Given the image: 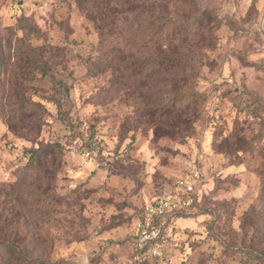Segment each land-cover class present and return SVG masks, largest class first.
I'll list each match as a JSON object with an SVG mask.
<instances>
[{
    "label": "rangeland",
    "instance_id": "rangeland-1",
    "mask_svg": "<svg viewBox=\"0 0 264 264\" xmlns=\"http://www.w3.org/2000/svg\"><path fill=\"white\" fill-rule=\"evenodd\" d=\"M151 1L110 3L111 16L80 0H0V244L15 246L0 264H264V0H167L154 39L188 30L189 69H174L183 115L159 111L174 94L166 75L140 86L144 58H110L127 31L142 43L136 16ZM17 44L41 50L36 67ZM20 101L43 109L17 130ZM40 144L59 149L36 180L24 169ZM163 195L192 202L165 253L134 263L140 209Z\"/></svg>",
    "mask_w": 264,
    "mask_h": 264
},
{
    "label": "trees",
    "instance_id": "trees-1",
    "mask_svg": "<svg viewBox=\"0 0 264 264\" xmlns=\"http://www.w3.org/2000/svg\"><path fill=\"white\" fill-rule=\"evenodd\" d=\"M119 0H80V3L86 11L89 12H95L98 15H113L115 12V8L110 6V3L117 4ZM176 3V2H175ZM140 6V5H139ZM142 9L139 13H137L136 19L137 21L144 22V32L142 36V43H137L135 40L134 34H136L135 31H127V33H123L121 35V40L119 44L118 41L112 44L108 45L109 48V54L112 55L110 58H118L117 55L120 54L122 58H144V61L141 62V71H139L138 74H140L143 70L145 74H143L141 77H136V82L139 83L140 86L146 85V79L152 78L158 74H164L166 75V85H169L168 91H171L170 93H174L173 97L165 106H162V108L159 110L162 114H172L177 113L178 115H183L186 113V109L189 106L190 103L183 102L180 104L181 99L177 98L175 95L177 94L178 86L177 82L182 81V87L186 85L187 79L185 78L184 74H179V72L174 73L175 68L180 67H188L189 64H187V54L185 49H188L186 46V42L188 41V30L184 29V34L179 39L180 43L176 42H170L167 46L162 45L158 42V40L154 39V36H156L158 33H161L168 29V25L171 21L169 14H168V7H167V0H152L151 2H145L142 3ZM177 5H174V7ZM198 25H201L202 19L201 15H198ZM203 25V24H202ZM104 27V26H103ZM143 30L142 26L140 24H137L135 27L136 31ZM199 29V28H198ZM124 30V29H123ZM121 29V33L123 31ZM33 31V30H32ZM113 33V29L109 27L106 29H101L100 27V34L103 38L107 39V35H110ZM196 33V32H195ZM180 35V32H178ZM128 35V36H126ZM173 39H177L175 37V31ZM135 40V41H134ZM119 45V46H118ZM16 53H18L21 58V61H25V63L32 64L34 67L37 66V64L32 60L36 57H38L41 50L39 49H32L29 53V51L25 54L23 45H16ZM137 46V51H133L132 48ZM140 49V50H139ZM117 52V53H116ZM116 53V55H115ZM137 55H136V54ZM59 56V55H58ZM39 58V57H38ZM109 58V57H108ZM40 59V58H39ZM32 60V61H31ZM28 64V65H29ZM131 72H128V74ZM45 75L46 72L44 71L42 75ZM145 81V82H144ZM64 86V85H63ZM66 89V87H65ZM59 94V92H58ZM64 98L67 99L68 97V90H65L64 92ZM55 104L58 108V112L61 114H66L67 112L61 110L62 102L59 98L55 99ZM157 107H155L156 109ZM43 107L39 102H22L20 101L18 103L17 109H16V116L20 118L17 122L20 124H10L12 128H15L19 130L23 124L22 118L26 116H32L34 114L41 113ZM157 111V110H156ZM29 112V113H27ZM39 113V114H40ZM15 116V117H16ZM187 121V118L184 119ZM187 124V123H186ZM23 127V126H22ZM58 145L57 144H40L35 148H32L29 151V160L27 162V165L24 169V174L30 177L35 178L36 180L40 179L42 177L43 173L45 174V164L43 162V158L46 157L48 153H54V150H57L58 152ZM24 178V177H22ZM0 248H6L9 249L15 248L14 245H9L8 243H2L0 244Z\"/></svg>",
    "mask_w": 264,
    "mask_h": 264
},
{
    "label": "built area",
    "instance_id": "built-area-1",
    "mask_svg": "<svg viewBox=\"0 0 264 264\" xmlns=\"http://www.w3.org/2000/svg\"><path fill=\"white\" fill-rule=\"evenodd\" d=\"M191 173L193 181L187 179L180 181L188 194L194 191V180L198 176L196 169L192 170ZM191 202L192 198L189 196L163 195L154 198L141 207L135 221L134 263L141 262L147 257H161L165 253L170 244L173 220Z\"/></svg>",
    "mask_w": 264,
    "mask_h": 264
}]
</instances>
